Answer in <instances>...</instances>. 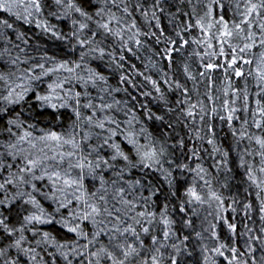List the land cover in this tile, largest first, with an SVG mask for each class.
Instances as JSON below:
<instances>
[{
	"label": "snow or ice",
	"instance_id": "6c2138e0",
	"mask_svg": "<svg viewBox=\"0 0 264 264\" xmlns=\"http://www.w3.org/2000/svg\"><path fill=\"white\" fill-rule=\"evenodd\" d=\"M18 21L75 58L33 45ZM217 120L258 202L243 204V232L227 222L228 241L206 217L196 228L204 206L224 219ZM197 249L198 264H264V0H0V264H186Z\"/></svg>",
	"mask_w": 264,
	"mask_h": 264
},
{
	"label": "trees",
	"instance_id": "16d2710c",
	"mask_svg": "<svg viewBox=\"0 0 264 264\" xmlns=\"http://www.w3.org/2000/svg\"><path fill=\"white\" fill-rule=\"evenodd\" d=\"M171 2L176 3L177 0H171ZM170 10L175 11V8L173 7ZM179 19L183 20L184 18L179 17ZM49 20L52 23L57 24L58 28H60L62 31H65V32L68 31V28L66 26L67 22L61 23V22H58L54 18H51V17H49ZM161 26L165 29L166 35H173L174 34L173 33V27L174 26H173V24L169 23V18H168L167 12L165 13V15L161 16ZM17 27H19L21 30L25 31L28 34L30 41L33 45H39L42 48L48 49L50 52H57L58 54H63L66 52L68 54V56L75 58V53H72L70 51V49L67 48L66 45L62 44L59 41L53 40L49 35H46L40 29H37L34 24L28 25V24H24L23 21H18ZM152 46L156 51H159V50L163 49V47H164L163 44L156 45L154 42L152 43ZM190 50L191 49L189 48L187 51L183 52L182 54L176 55L177 66H179L180 60H182L184 57H186L188 54V51H190ZM140 55H141V60L132 59L131 62L135 63L137 65V67L141 68V70H142V61H144L146 59V57H148L149 55H152V54L149 52H142ZM153 59L159 61V66L164 67L165 70H167V62L165 60H163L159 56H153ZM219 62L223 63V60L221 59ZM193 66L194 67L196 66L195 61H193ZM102 70H104V69H102ZM104 71H105V74L110 77V82L113 85H116L118 77L115 74H113L107 70H104ZM223 77H224V74H223L222 70H217L213 74V78L216 80L217 87L220 86L221 82L223 81ZM137 80L139 81L140 78H137ZM235 82L239 86H243L242 80H235ZM189 86H191L190 83H189ZM201 90L203 91V88H201ZM129 92H131L133 95H137L138 100H141V101H144L145 103H148L149 107L153 108V111H157V105H156L155 101H152L150 98L145 99L144 97H140L138 95V93L135 90H133L131 87H129ZM118 98L127 99L128 97L125 93L122 92V93L118 94ZM135 107L137 110H139V108H140L138 103L135 105ZM63 122L68 123L67 119H64ZM148 123L151 124V122H148ZM41 126H44V125H41ZM216 130H217L218 142L221 143V145L223 147L229 148L230 152H231V163H230V167L232 168L231 173H224V172L216 173L215 170L212 169V174L214 176H217L218 180H219V183L214 181V185L219 191L223 192V195L225 197L224 207L219 210L221 212L222 216L224 217V219H221L219 216H215V212L217 211L215 206H213L212 208L204 206V208L201 209L200 218H198L196 220V228H197V230H200V222L202 219H204L206 217L207 222L204 224V227L208 226V222L216 224L217 225L216 231L219 233L221 239L228 241L230 233L228 232V229H227V222L230 221L233 223H237L238 224V231L243 232L245 224H249V226H251V221H249L248 219L245 218L244 212L242 210L243 204L247 203V202H252L254 204V206H258V202L255 200V191H256L255 188L249 187L246 176L244 175V169H241L238 167L236 152L231 151L230 146L232 145V137L228 133L227 127L226 126L221 127L220 122L217 120L216 121ZM177 131L180 132L181 136H185V139L187 142V135H188L187 129H183L181 127H178ZM191 146H192V144L188 143V147L191 148ZM203 147H207L210 150V146H208L207 144H204ZM176 154H177V156H179L180 155L179 151H177ZM202 155H204L205 167L210 168L213 161L211 160V158L208 157V155L206 153H202ZM225 179H227V183H228L229 187L221 188L220 184L223 183L225 181ZM245 189H247V191H245ZM164 191H167L166 186L164 187ZM233 195H235L237 200L239 201L238 205H231V201L229 199H227L228 197L233 196ZM232 207H236V212H232ZM209 212H212L213 215H208ZM176 218H177V220H179V214L178 213L176 214ZM252 220L255 221V226L258 228L259 227V219H258V213L257 212H254L252 214ZM56 228L59 230L58 225L56 226ZM233 239L235 240L237 246H240L242 249L245 237L239 236V237H235ZM190 246H195V241L190 242ZM259 254L260 253L258 251L257 256H259ZM184 259L186 260V264H198V261L200 259L198 249L196 251H194L193 256L186 257ZM219 264H226V262L223 260V258H220Z\"/></svg>",
	"mask_w": 264,
	"mask_h": 264
}]
</instances>
